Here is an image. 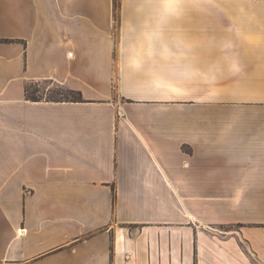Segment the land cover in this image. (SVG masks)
I'll return each mask as SVG.
<instances>
[{"label":"crops","instance_id":"1","mask_svg":"<svg viewBox=\"0 0 264 264\" xmlns=\"http://www.w3.org/2000/svg\"><path fill=\"white\" fill-rule=\"evenodd\" d=\"M0 264H264V0H0Z\"/></svg>","mask_w":264,"mask_h":264},{"label":"rangeland","instance_id":"2","mask_svg":"<svg viewBox=\"0 0 264 264\" xmlns=\"http://www.w3.org/2000/svg\"><path fill=\"white\" fill-rule=\"evenodd\" d=\"M76 91L48 80H33L26 84V96L39 100L75 99L78 96Z\"/></svg>","mask_w":264,"mask_h":264},{"label":"trees","instance_id":"3","mask_svg":"<svg viewBox=\"0 0 264 264\" xmlns=\"http://www.w3.org/2000/svg\"><path fill=\"white\" fill-rule=\"evenodd\" d=\"M71 91L73 90V89H70ZM74 91H76V90H74ZM76 93L78 94V96L75 98V99H69V100H71V101H83V99H82V95H81V93H80V91H76ZM27 97V99H29V100H33V101H40L39 99H32V98H30V97H28V96H26ZM54 100H62V99H54ZM54 100H47V101H54ZM64 100V99H63Z\"/></svg>","mask_w":264,"mask_h":264},{"label":"snow or ice","instance_id":"4","mask_svg":"<svg viewBox=\"0 0 264 264\" xmlns=\"http://www.w3.org/2000/svg\"><path fill=\"white\" fill-rule=\"evenodd\" d=\"M166 2H167V0H166Z\"/></svg>","mask_w":264,"mask_h":264}]
</instances>
